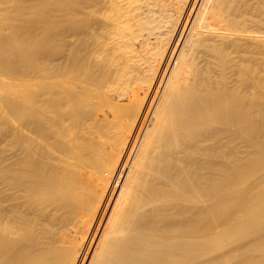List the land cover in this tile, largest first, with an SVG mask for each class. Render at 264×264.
Listing matches in <instances>:
<instances>
[{"label":"bare ground","instance_id":"6f19581e","mask_svg":"<svg viewBox=\"0 0 264 264\" xmlns=\"http://www.w3.org/2000/svg\"><path fill=\"white\" fill-rule=\"evenodd\" d=\"M259 131L264 0H0V264H264Z\"/></svg>","mask_w":264,"mask_h":264},{"label":"rangeland","instance_id":"374dc122","mask_svg":"<svg viewBox=\"0 0 264 264\" xmlns=\"http://www.w3.org/2000/svg\"><path fill=\"white\" fill-rule=\"evenodd\" d=\"M17 99H19L18 100V102H20L21 103V105H20V107L18 108L19 110V112H20V114H19V116H18V119H17V125H19L18 126V131L16 132V133H14V135L13 136H11L10 138H8L7 140L8 141H23V134H25L26 135V133L25 132H27L25 129H24V132H22V130H21V128H20V126H22L23 127V122L25 121V115H24V110H25V106H24V104H23V102H24V95L23 94H19L18 95V97H16ZM17 99H16V101H17ZM15 123V122H14ZM15 125H16V123H15ZM255 140H258V141H253V147H252V150H253V157H256L257 155L256 154H258V151H257V149H264V134L262 133V131H259L258 132V134L257 135H255ZM260 149V150H261ZM259 150V151H260ZM255 151V152H254ZM252 171L254 172H257V173H255V176H254V174H252ZM263 171V170H262ZM262 171H260V170H258V171H256V170H251L250 171V173L252 174L251 176H254V177H252L251 178V176H249L247 179H244L243 181H247L248 179V185L250 186L249 188H252L251 189V193H250V195H248V197H246V198H250V196H256L257 195V193H258V195H259V193L260 194H262L263 193V190H264V171L262 172ZM249 173V174H250ZM263 182V183H262ZM262 183V184H261ZM241 184H242V182H241ZM240 184V185H241ZM243 185V184H242ZM258 185V186H257ZM255 186V187H254ZM261 186V187H260ZM259 187V188H258ZM258 189H260L259 191H258ZM262 189V190H261ZM256 190V191H255ZM262 192V193H261ZM253 193V194H252ZM249 194V193H248ZM251 199H252V197H251ZM246 201H247V199H245ZM248 203V204H247ZM250 203H252L251 201H250ZM248 205V207H245L244 208V210L242 211L243 213L240 215L239 214V216L238 217H240V218H238V217H235L237 220H235V222L236 221H238V223L240 222L241 223V221H239V219L241 220L243 217H246V216H248L249 215V211L251 210V204L249 205V202H246V206ZM251 206V207H250ZM250 207V208H249ZM248 210V211H247ZM242 217V218H241ZM234 218V219H235ZM234 221V220H233ZM230 222L227 226L229 227H232V226H235V222ZM232 223V224H231ZM239 223V224H240ZM234 224V225H233ZM236 224H237V222H236ZM238 224V225H239ZM232 225V226H231ZM227 226H225V227H227ZM223 228V229H226V228ZM222 229V230H223ZM243 241H246V239L245 240H243ZM243 241H241L243 244H246L247 243V241H246V243H244ZM240 242V243H241ZM239 243V242H238ZM237 243V244H238ZM234 245V246H239V245ZM242 244V245H243ZM234 246H233V248H234ZM230 248H231V246H230ZM229 248V249H230ZM225 251H228V249H227V247H226V249H225ZM213 252H214V250H213ZM212 251L210 252V253H208L209 255V258H207L208 260H207V263L206 264H217L219 261H222V257H223V251L221 252L220 251V254H219V250H218V254H217V251H215L214 253H213ZM212 256V257H211ZM252 257H253V260L254 261H259L258 260V257H261V256H259V251L257 252H253L252 253ZM238 261V260H237ZM233 264H234V262L236 263V259H234L233 261Z\"/></svg>","mask_w":264,"mask_h":264}]
</instances>
